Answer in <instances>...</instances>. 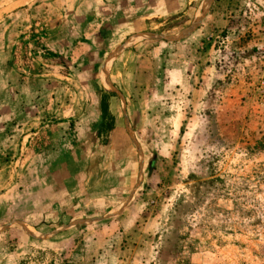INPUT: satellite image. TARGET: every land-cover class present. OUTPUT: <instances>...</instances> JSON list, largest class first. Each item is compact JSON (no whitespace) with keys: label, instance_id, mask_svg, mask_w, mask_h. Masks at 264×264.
Listing matches in <instances>:
<instances>
[{"label":"rangeland","instance_id":"rangeland-1","mask_svg":"<svg viewBox=\"0 0 264 264\" xmlns=\"http://www.w3.org/2000/svg\"><path fill=\"white\" fill-rule=\"evenodd\" d=\"M0 264H264V0H0Z\"/></svg>","mask_w":264,"mask_h":264},{"label":"crops","instance_id":"crops-1","mask_svg":"<svg viewBox=\"0 0 264 264\" xmlns=\"http://www.w3.org/2000/svg\"><path fill=\"white\" fill-rule=\"evenodd\" d=\"M116 130L119 131L120 128L119 129L117 128ZM126 156H127L126 154H125V156L124 155L123 156L118 155L115 159H113L112 161H113V163H115V167L110 169L109 171H111V172H108L105 175H103V177L98 181V184L100 185V188H99L100 191H96V192L99 194L104 193L106 199H107V196L110 197L112 194L124 193L126 190L127 184L130 185V183L132 182L131 180H129L130 177H128V178H126V177H127V175H132L133 172L127 174L125 170L121 171L123 166H120V165L123 164L122 162L128 158ZM122 159H124V160H122ZM128 160H129V158H128ZM136 163H137L136 167L134 165L135 163H133V166H134L133 170L137 171V173H138L142 169L141 168L142 163H141V160L138 158L136 159ZM119 167H121V168H119ZM125 168L126 167H124L123 169H125ZM130 171H132V165H131ZM118 184H122L121 187H124V188H119V190H118V187H120V185H118Z\"/></svg>","mask_w":264,"mask_h":264},{"label":"trees","instance_id":"trees-1","mask_svg":"<svg viewBox=\"0 0 264 264\" xmlns=\"http://www.w3.org/2000/svg\"><path fill=\"white\" fill-rule=\"evenodd\" d=\"M105 109V108H104ZM103 109V107H102V112H103V114H104V112H105V110Z\"/></svg>","mask_w":264,"mask_h":264}]
</instances>
